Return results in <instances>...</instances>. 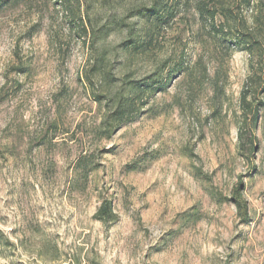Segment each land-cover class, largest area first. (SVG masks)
<instances>
[{
    "label": "rangeland",
    "instance_id": "374dc122",
    "mask_svg": "<svg viewBox=\"0 0 264 264\" xmlns=\"http://www.w3.org/2000/svg\"><path fill=\"white\" fill-rule=\"evenodd\" d=\"M0 1V264H264L259 51L212 26L233 18L264 48V0H164L174 16L138 48L155 0ZM150 76L164 89L109 135L116 99Z\"/></svg>",
    "mask_w": 264,
    "mask_h": 264
},
{
    "label": "trees",
    "instance_id": "16d2710c",
    "mask_svg": "<svg viewBox=\"0 0 264 264\" xmlns=\"http://www.w3.org/2000/svg\"><path fill=\"white\" fill-rule=\"evenodd\" d=\"M61 3L66 4L67 2H72V0H60ZM1 2V1H0ZM166 3L164 0H155L153 5L149 7H142L138 10L137 15L145 18L147 21L152 22L151 25L153 28H150V33L148 34V38L144 39L143 41L136 42L135 48L143 47L152 42L154 32L157 29H160L163 24L166 23V19L174 16V11L172 9H166ZM70 11L74 13V9L69 7ZM81 7L79 6L77 10L80 11ZM165 10H167V15L164 14ZM199 13L201 18L205 21H214L216 16L218 15V8L213 7L212 4L208 2H201L198 6ZM227 12V10H225ZM224 11V13H225ZM79 17V16H78ZM227 17V16H226ZM79 19L82 20L81 17ZM83 21V20H82ZM226 24L221 25L217 28L215 24L212 23L213 29L219 33H221L224 40H227L229 43L236 44V46L242 47L243 50L247 51L249 54L255 55L256 51H259L258 56V68L256 72L252 73L250 76V81L252 84H249L250 87H254V85H259L262 77L258 75L257 71H260L264 74V48H262L259 44V41L256 40V37L252 33H245L239 30L238 24H236V20L233 18H226ZM84 22V21H83ZM233 28L236 31H233ZM82 30L85 35L89 34L87 27L82 24ZM96 35V34H95ZM255 71V70H254ZM256 79V80H255ZM147 83L144 85H137L134 88L130 87L128 89L127 94L122 93L120 94L119 98L116 99V106L115 108L109 112L103 120V124L105 127V131L109 135L112 132L116 131L118 127L122 124L126 123L127 121L131 120L139 111L137 106V99H140L144 93L153 92L154 90L164 89L165 85L164 82L161 80L153 79V77H149L146 80ZM252 85V86H251ZM248 86V85H247ZM131 89V92L129 90ZM252 89V88H251ZM251 94V90L247 87L244 88L242 93V101L246 104L249 95ZM260 104L264 105L263 103H258V105L252 110V105L248 103V107L252 112V123L253 127H256L257 121L259 118V111H260ZM242 139L245 137L243 131L240 132ZM243 145L245 144L244 141ZM245 146V145H244ZM253 148V145L250 146V149ZM241 185V184H240ZM235 203L238 208L239 214L243 217L244 221L248 220V212H247V205L246 201L243 198V195L238 193L240 191V186L235 189ZM96 218H98L103 223H108L111 220H114L115 214L114 209L112 206L111 200H105V202L101 205L99 210L96 213ZM1 237V236H0Z\"/></svg>",
    "mask_w": 264,
    "mask_h": 264
}]
</instances>
